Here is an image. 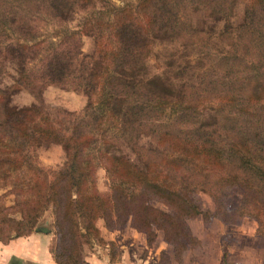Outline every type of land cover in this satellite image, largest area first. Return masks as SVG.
<instances>
[{
    "label": "trees",
    "instance_id": "16d2710c",
    "mask_svg": "<svg viewBox=\"0 0 264 264\" xmlns=\"http://www.w3.org/2000/svg\"><path fill=\"white\" fill-rule=\"evenodd\" d=\"M113 1L0 0V58L18 65L14 86L36 101L46 86L86 97L78 111L56 109L51 116L39 103L9 105L0 88V188H6L0 194V243L28 235L49 209L55 264H80L78 245L102 242L98 219L109 230L127 224L144 235L146 246L159 230L179 261L197 244L186 220L202 215L197 193L205 192L213 211L203 219L235 224L252 218L264 247V0ZM239 1L242 20L232 26ZM74 9L87 15L83 30L61 22ZM189 10L222 21L218 39L224 46L212 48L215 53L208 33L188 22ZM83 33L93 35L92 54L81 52ZM156 37L199 46L206 67L195 85L183 83L171 93L123 77L143 69ZM142 136L153 146L141 145ZM43 142L64 151L56 169L36 158ZM120 144L142 168L112 152ZM99 167L106 191L95 185ZM235 187L239 200L227 207L225 197ZM5 193L13 194L10 204L3 202Z\"/></svg>",
    "mask_w": 264,
    "mask_h": 264
},
{
    "label": "rangeland",
    "instance_id": "374dc122",
    "mask_svg": "<svg viewBox=\"0 0 264 264\" xmlns=\"http://www.w3.org/2000/svg\"><path fill=\"white\" fill-rule=\"evenodd\" d=\"M113 3L120 6L122 1L114 0ZM100 5L98 2L93 3L94 8H99ZM242 9L243 2H237L229 18V23L232 26L241 22ZM85 16L75 9L69 10L63 13L61 22L70 29L83 30ZM187 20L192 27L208 33L206 40L211 53L216 52L212 48L224 46L218 39V33L222 29L221 20L207 17L201 10H189ZM80 41L82 53L92 54L94 52L96 45L93 35L83 33L80 36ZM201 56L197 44H185L181 39L174 37H156L151 39L150 53L144 61L143 69L123 75V77L131 82L151 81L160 88L176 93L183 83L194 85L197 83L199 73L206 67L204 56L202 58ZM17 71L18 65L13 60L0 58V88L8 93L9 105L20 107L39 103L53 116L56 109L76 112L86 103V97L82 92L55 86H46L40 93V99L36 101L25 89L14 86ZM209 112L208 109L204 110V119L208 118ZM139 143L144 147L153 146V142L145 136L140 137ZM112 152L124 155L135 166L142 168L141 162L127 145L120 144L116 149H112ZM35 154L40 164L49 169H56L64 160V151L55 143H39ZM95 185L99 191H106V177L100 167L95 170ZM5 191L6 188H0V194ZM239 197L240 190L236 187L232 188L225 197V205L227 207L234 206ZM197 198L199 208L203 213L213 211L212 201L205 192H198ZM12 199L13 194L5 193L3 202L10 204ZM154 205L163 208L158 203H154ZM203 213L186 220L191 234L197 239V244L183 251L179 261L173 259L171 246L163 240L159 230L155 231V237L149 246L145 244L144 247L139 243L141 240L145 243L142 233L129 228L127 224L121 228L109 230L104 227L100 219L96 220L95 226L102 242L92 241L89 244H79L76 258H79L77 260H81L82 263L83 255L87 249L93 250V248L96 249V246L104 244L109 246V242H111L109 246L111 253H115L113 242L118 241L133 244L135 250L132 253L131 264H264V247L261 246L259 236L254 233L255 221L252 218L243 217L235 224H228L215 216H207L206 219H203ZM51 223L52 217L47 209L35 225L38 229L32 230L29 233L30 236L38 238L36 242L40 244L48 241L50 247L54 239ZM41 228L44 230H40ZM138 236H141L142 239H139ZM161 253L164 254V257L160 255ZM0 258L3 259L1 252ZM126 262L129 263V261Z\"/></svg>",
    "mask_w": 264,
    "mask_h": 264
},
{
    "label": "crops",
    "instance_id": "0c3cea01",
    "mask_svg": "<svg viewBox=\"0 0 264 264\" xmlns=\"http://www.w3.org/2000/svg\"><path fill=\"white\" fill-rule=\"evenodd\" d=\"M138 238L142 239L141 236H138ZM36 240L38 238L28 234L24 237L13 238L5 244L0 243V252L3 253L0 264H55L49 252V242L46 241L40 244ZM139 243L140 246L145 247L143 240ZM113 247L115 253H111V249L107 244L98 245L93 250L87 249L83 255V262L81 263V260L79 262L81 264H131L132 253L135 250L133 244L115 241ZM126 261H129V263Z\"/></svg>",
    "mask_w": 264,
    "mask_h": 264
},
{
    "label": "water",
    "instance_id": "95a60500",
    "mask_svg": "<svg viewBox=\"0 0 264 264\" xmlns=\"http://www.w3.org/2000/svg\"><path fill=\"white\" fill-rule=\"evenodd\" d=\"M38 228L34 227L33 230H37ZM40 230H44V228H41Z\"/></svg>",
    "mask_w": 264,
    "mask_h": 264
}]
</instances>
